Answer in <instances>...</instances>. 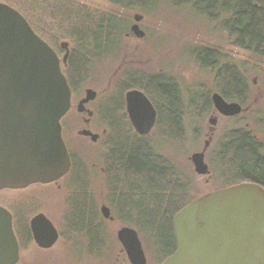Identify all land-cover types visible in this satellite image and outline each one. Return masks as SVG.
Masks as SVG:
<instances>
[{
  "label": "rangeland",
  "instance_id": "1",
  "mask_svg": "<svg viewBox=\"0 0 264 264\" xmlns=\"http://www.w3.org/2000/svg\"><path fill=\"white\" fill-rule=\"evenodd\" d=\"M86 1L97 6L103 5L104 8L109 6L102 0ZM153 4L155 9L153 8L150 12L139 8L140 11L125 13L126 24L124 25H128L126 32L129 35L125 34L117 39L120 43L119 50L112 53V56L107 60L101 59L98 62L92 60L89 64L90 68L84 72L83 83L77 84L76 88L73 85L72 87L76 89L78 97L85 89L87 91L103 89L111 78L109 84L116 92L118 87L113 85L115 80L113 77L128 67V64L120 65L124 53L130 56L134 55L139 60L141 64L139 66L143 73L148 74L159 70L171 73L173 76L171 75L169 78L178 91L179 101L177 102L181 107L180 117H182V124L186 130L183 131L177 124H173L172 127L167 122L164 127L150 133L149 141H154L155 149L166 160H157V164L164 169L168 164H171L176 173L172 168L171 172L178 175V181L183 182L182 185L185 184L183 186L185 197L193 198L191 200L193 201L213 190L223 189L229 184H233V182L227 181L231 177L232 169H230V173L223 172L221 160H218L217 156L222 142L232 138L236 131L237 136L245 132L251 133L252 137L258 136L263 142L259 152L264 153V65H258L259 67L255 68L256 64L251 58H257L247 48L235 47L233 39L227 34L228 30L220 27L217 22L200 17L184 6L180 11L169 9L168 5L170 4L163 0H155ZM142 7L144 8V6ZM137 14L142 15L139 22L135 20ZM135 23H138L139 27L145 31L144 36L139 37L131 30ZM40 37L42 38V36ZM44 40L47 42L46 39ZM65 42L72 47L68 39L61 40L60 48L55 49L58 57L63 47L62 43ZM206 46L220 50L219 59L221 62L218 61L215 65L211 64L212 67L210 64H204L206 62H203L201 55L204 54L203 47ZM195 55H200L201 59ZM127 58L126 61L132 59V57ZM224 64L228 70L232 67L234 70L242 71L246 79L244 91L237 90L234 96L232 94L228 97L230 100L234 99L232 102H241L244 105V109L242 108L239 116L235 118L222 115L213 102L214 93L221 94L226 100L221 91H225L227 87L219 77L226 73ZM116 69L118 72L112 76ZM87 91L83 100L87 96ZM209 96L210 106L207 105L206 109L201 110V103L206 102ZM226 102L228 101L226 100ZM217 111L220 114H217ZM76 116L77 111L71 110L65 121L75 122L77 119L78 131L81 130L80 132L84 134L82 131L87 129H83V125ZM126 123L128 122L123 120L119 124L123 132H126ZM93 128L96 129L94 126ZM112 132H114L113 125L108 129V134L112 135ZM113 134L116 135L115 132ZM104 141L96 145L79 135L80 150L78 152L85 163L82 175L73 180V174H70L71 177L69 176L67 181L61 182L59 187H49L40 191L37 196L36 210L43 211L59 233L58 240L51 248L40 247L37 243L38 248L45 251L33 248L35 240L28 239L29 236L24 233V230H20L19 208L18 206L13 208L15 213V219H13L16 222L14 233H16L18 243L21 237L24 247L22 250L20 244V259L16 264H133L117 236L118 231L127 226L137 231L145 251L147 264H161L165 258L170 256L166 255V249L160 247L157 238H155L154 232L159 225L140 226L137 211H134L132 215H127V220L123 221L120 214L115 211L114 205L119 194L116 193V189L106 174L109 172L101 173V177L97 169L104 161L98 159L100 156L98 152L102 154V152L109 151V146L107 147V142ZM206 144L204 160L210 172L200 174L195 171L191 155L204 150ZM223 165L225 164L223 163ZM82 181L83 183H81ZM242 182L245 181H237V183ZM169 191L176 192V189L171 185L166 186L164 192L168 193ZM1 197L3 195L0 194V200H2ZM189 203L191 202L186 205ZM102 206L110 208L108 217L104 216ZM24 229L26 230V228ZM162 229L164 230V227L158 228L160 235H162Z\"/></svg>",
  "mask_w": 264,
  "mask_h": 264
},
{
  "label": "water",
  "instance_id": "2",
  "mask_svg": "<svg viewBox=\"0 0 264 264\" xmlns=\"http://www.w3.org/2000/svg\"><path fill=\"white\" fill-rule=\"evenodd\" d=\"M142 15H135L140 21ZM131 30L145 35L138 23ZM67 48V42L62 43ZM68 50L63 62L68 59ZM93 89L79 103L95 96ZM135 129L149 133L156 123V109L140 90L126 94ZM217 110L225 115L242 110L214 93ZM71 106V89L61 59L38 36L24 15L0 1V189L24 188L33 183L59 180L71 167L63 139L61 119ZM86 135L96 137L91 131ZM191 155L195 171L209 173L205 151ZM104 216L110 208L102 206ZM12 213L0 205V264H16L20 244L14 233ZM35 243L51 248L59 233L44 213L31 220ZM176 250L162 264H264V187L242 182L213 190L184 206L174 218ZM118 240L133 264H147L134 228L122 227Z\"/></svg>",
  "mask_w": 264,
  "mask_h": 264
},
{
  "label": "trees",
  "instance_id": "3",
  "mask_svg": "<svg viewBox=\"0 0 264 264\" xmlns=\"http://www.w3.org/2000/svg\"><path fill=\"white\" fill-rule=\"evenodd\" d=\"M0 1L13 6L24 15L36 33L46 39L54 49L60 48L61 40L68 39L72 44L71 56L73 58L71 57L70 60L73 62L77 60L81 66L89 64L92 60L97 62L101 59L107 60L112 56V53L119 50L120 43L117 39L128 33L126 32L128 25H124L126 24L125 13L141 9L150 12L153 8L155 9L153 4L155 0H102L106 5H109L107 8L86 0ZM163 1L170 4L168 5L169 9L180 11L184 6L200 17L217 22L218 25L228 30L227 34L233 39L235 47L247 48L257 58H251L256 64L255 68L259 67L258 65H264V0ZM203 51L206 55L202 59L203 62H206L204 64H210L211 67V64L215 65L217 50L206 46L203 47ZM230 70L231 68L223 75L224 85L227 88L225 91H221L227 98L232 94L234 96L233 90L241 91L246 85L242 71ZM122 73L123 71L113 77L115 79L113 85H116L119 90L122 88L125 90L134 84L141 88L144 86V83H141L139 79L129 78L124 81ZM84 76V71H82L73 79L70 78L69 81L76 88L77 84L83 83ZM176 90V87L169 90L167 85L156 87L157 96L161 100L173 99L176 101L177 109L175 114L160 115L153 131L164 127L167 122L171 126L177 124L183 131L186 130L182 124V117H180L181 107L177 102L179 96ZM210 102L209 96L206 102L199 104L202 106L201 110L206 109L207 105L210 106ZM116 126L118 127L113 125L116 135L112 132V144L108 145L110 158L106 162L109 180L120 196L116 199L115 211L120 214L123 221L127 220V215H132L134 211H137L140 226L159 225L158 228L164 227L162 235L159 234L158 228L154 234L158 245L166 249V255H171L176 250L173 226L175 214L193 198L185 197V189H183L185 184L182 185L183 182L178 181V175L175 174V169L171 167V164H168L165 169L157 164V160H166L155 149L154 141H149L150 133L141 136L130 131L127 127H125L126 132H123L119 124ZM236 134L237 131L232 135V138L222 142L217 156V159L221 160L223 172L230 173L229 171L232 169L231 177L227 181H231L233 184L228 186L244 180L257 182L264 187V156H259L251 133L245 132L239 136ZM171 168L175 173L171 172ZM169 185L174 187L176 192L165 193L164 190ZM223 185L225 184L223 183ZM22 228L20 226V230H24V233L29 236L28 239H31L30 232ZM19 240L23 250L21 237ZM33 244V248H38L36 243L33 242ZM38 249L45 251L42 248Z\"/></svg>",
  "mask_w": 264,
  "mask_h": 264
},
{
  "label": "flooded vegetation",
  "instance_id": "4",
  "mask_svg": "<svg viewBox=\"0 0 264 264\" xmlns=\"http://www.w3.org/2000/svg\"><path fill=\"white\" fill-rule=\"evenodd\" d=\"M67 46H68V49L62 47L59 57L61 58V68L63 69V73L65 74V77L68 78V81H69L70 78L73 79L74 77H76V75L79 74V72L88 71V68H90L89 67L90 63L86 65L83 64V66H81L80 63H77V60L76 62L71 61L70 59L72 57L71 56L72 49L70 45H67ZM67 50H68V59L66 63L64 64L62 56L65 54ZM217 51L218 53H217L215 60L217 62L218 61L221 62L219 59V57L221 56V53H219L220 50H217ZM203 55L204 54L201 55V58L202 57L204 58ZM196 56L197 58H200V55H195V57ZM127 57L129 58L132 57V59L129 61H126L128 59ZM122 64H128V67H126L122 73L124 81L128 80L129 78L135 79V80L139 79L141 83H144L143 85L145 87L143 86L141 88L140 86H137L136 84H134L130 88H127L125 90L124 88H122L121 90L117 89L115 92L113 91L114 90L113 87L109 84L111 80L110 78L106 87H104L103 89L95 90L96 91L95 96L91 100H89V102L85 103L84 107H82V109L80 110L79 103L85 97L87 89H85L84 92L82 91L83 93L81 92L80 95H78L77 97L76 92H75L76 89H73L72 84L69 83L70 89H71L72 105L70 109L68 110V113L61 120V122H62L63 138L65 141V144L67 145L68 153L71 157L70 170L57 181H53L49 183L38 182V183L27 185V187L17 188V189L8 188V187H6L5 189H0V194L3 195V197H1L2 200H0V205L8 209L10 212H12L14 219H15V213L13 211V208H16L18 206L19 208L18 209L19 211L18 221L20 222L22 227L26 228L27 231L30 232L31 239L34 240L33 232L31 229V223H32L31 220L37 215H40V213H43V211L41 210H36L37 201H38L37 196L39 195V192L45 189H48L49 187H53V186L59 187L61 182L67 181V178L70 176V174H73L72 179L76 180L75 178L81 176L82 172H84L83 165L85 163L81 159V155L78 152L80 150L79 149L80 148L79 135L83 136L87 141H90V142L92 141V143L96 145L101 144L102 141L105 140L107 142V147H108L109 144H112V137H113V136L111 137V135L108 134V129L112 125L120 124L121 121L123 120L125 122H128L126 123L128 125V126L126 125V127L130 131L136 132L138 135H141V136L146 135V134L145 135L140 134L132 124V119H130V115H129V109L127 108L128 102H127L126 94L128 92L135 90V89L144 92V94L150 99L153 107H155L157 120H156L155 126L152 128V130L149 133H151L156 127L158 117L160 115H166V113H169V114L176 113V109H177V107L175 106L176 101H174L173 99L168 100L166 98L165 100L164 99L161 100L160 97L157 96L158 94L156 91V87L165 86V85L169 87V90H171L172 88L174 89V85L171 82V78H169V76L172 75L171 73L162 72L161 70H159L160 72L155 71L153 73L149 72L148 74L143 73L141 71V66H139L141 65L139 63V60H137L134 55L130 56V55H127L126 53H124L123 61L120 65ZM230 66H231V63H230ZM224 67L226 68L225 72H227L228 68L226 67L225 64H224ZM234 67L236 66L234 65ZM232 70L234 69L231 67L230 71ZM117 72H118L117 69L113 71L112 76H114ZM219 77H221L220 80L222 81L223 74ZM146 88L148 89L146 90ZM233 92L235 93L236 91L233 90ZM226 100L231 103V101H233L234 99L230 100L226 97ZM239 104H241V102H239ZM241 106L244 109L243 103L241 104ZM71 110L77 111L76 117L79 118V121L83 125V129H87L93 132V134L96 135L95 138H93L92 135L82 134L80 132L81 130L78 131L77 119L75 122L71 120H68L67 122L65 121V119L68 117ZM240 113L241 112L237 114H232V115H225L222 113L221 114L227 117H230V118H233V117L235 118L239 116ZM217 114H220V113H218L217 111ZM93 126L96 129H94ZM252 138L254 139L256 143L259 156L260 157L261 155L264 156V153L259 152V148H261L260 145L261 143L263 144V142L256 135H254ZM98 153L100 155L98 156V159L104 160L97 168L99 170L98 173L101 175V173H104L105 171L107 172L109 171L106 169L108 167L105 164V162H107L108 159L110 158V155H109L110 153L109 151H106L105 153L102 152V154H100V152ZM108 178H109V175H108ZM248 182H253V181H248ZM81 183H83V181ZM14 219H13V222H14V229H15L16 222L14 221Z\"/></svg>",
  "mask_w": 264,
  "mask_h": 264
}]
</instances>
